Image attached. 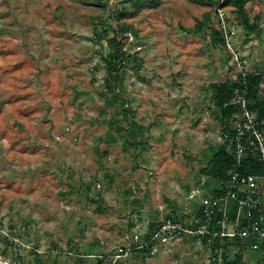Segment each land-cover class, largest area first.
<instances>
[{
  "label": "rangeland",
  "instance_id": "374dc122",
  "mask_svg": "<svg viewBox=\"0 0 264 264\" xmlns=\"http://www.w3.org/2000/svg\"><path fill=\"white\" fill-rule=\"evenodd\" d=\"M201 1L0 0L1 264L234 262L184 238L148 253L132 242L209 193L200 169L224 123L211 85L236 57L264 75V0L245 6L249 36L232 7Z\"/></svg>",
  "mask_w": 264,
  "mask_h": 264
},
{
  "label": "built area",
  "instance_id": "2783aa9c",
  "mask_svg": "<svg viewBox=\"0 0 264 264\" xmlns=\"http://www.w3.org/2000/svg\"><path fill=\"white\" fill-rule=\"evenodd\" d=\"M235 61V69L246 77L248 71L237 57ZM248 103L247 91L240 87L231 103L237 113L221 123L217 131L222 147L233 159L226 179L208 181L209 193L195 200V206L192 201L198 192L189 196L183 222L165 220L148 241L133 235L132 242L139 243L136 248L152 250L157 244L194 239L192 243L199 252L209 257L206 249L217 240V256L227 255L223 250L226 242L231 256L244 260L252 254L254 264H264V121L249 110ZM120 251L126 254L132 249L123 247Z\"/></svg>",
  "mask_w": 264,
  "mask_h": 264
},
{
  "label": "trees",
  "instance_id": "16d2710c",
  "mask_svg": "<svg viewBox=\"0 0 264 264\" xmlns=\"http://www.w3.org/2000/svg\"><path fill=\"white\" fill-rule=\"evenodd\" d=\"M216 2L218 3V0H216ZM219 2L220 6L222 7H232L234 11L242 17L243 25L248 32L247 36H249V32L253 31L254 27L250 24L249 19L247 18L245 6L248 2H250V0H219ZM140 6L141 4L135 1L132 4L131 8L138 9ZM205 19H210L209 14H206ZM127 30V28L116 29L114 32V36L110 41L111 44L115 47L114 57L115 60H118V62L111 65L112 63L106 60V68L109 73H111L113 70H118V66L121 65L122 61L124 60L125 53L122 50L120 41L124 37V34ZM211 32L212 35L219 40L224 49H226L227 46L225 43V37L221 28H219L218 30L211 28ZM232 72L233 78L231 80L211 85V88L213 89L212 103L220 121L224 122L225 120H228L232 115L237 113V108L231 103L233 101L235 92L240 87L245 88L247 91L249 110L253 112V114L258 118L259 121H264V98L262 97V84L264 82L263 73L248 72L246 77L243 78L235 68ZM232 163V157L228 155V153H226L225 149L221 145L212 154L211 158L205 164V166L200 169V175L206 178L208 181H223L226 179ZM168 219H181V221L183 222L185 218L183 216V212L181 213V215H178L176 209H173L172 213L168 214L165 219H158L157 221L151 222L149 224L148 232L145 234L144 240L148 241L152 237L154 232L165 223V220ZM194 241L195 240L192 239V242ZM229 246L230 244L225 242L223 250L227 251L229 249ZM217 247H219V241L214 240L211 247L206 249V251L210 253V256L212 258H216L217 256V253L215 252V249ZM143 251L148 253V251L150 250L144 249L142 250V252ZM234 258L235 260L231 264H243L244 261L242 257L234 256ZM103 260L104 258L99 260L96 264H106L107 261ZM107 264L112 263L108 262ZM113 264L121 263L119 260H116Z\"/></svg>",
  "mask_w": 264,
  "mask_h": 264
},
{
  "label": "crops",
  "instance_id": "0c3cea01",
  "mask_svg": "<svg viewBox=\"0 0 264 264\" xmlns=\"http://www.w3.org/2000/svg\"><path fill=\"white\" fill-rule=\"evenodd\" d=\"M190 253H191V254H195V255H197V254H199V253L202 254L201 252H196L195 249H194V251L191 250ZM249 260H251V259L249 258Z\"/></svg>",
  "mask_w": 264,
  "mask_h": 264
},
{
  "label": "water",
  "instance_id": "95a60500",
  "mask_svg": "<svg viewBox=\"0 0 264 264\" xmlns=\"http://www.w3.org/2000/svg\"><path fill=\"white\" fill-rule=\"evenodd\" d=\"M1 264V263H0ZM8 264H10V263H8Z\"/></svg>",
  "mask_w": 264,
  "mask_h": 264
}]
</instances>
